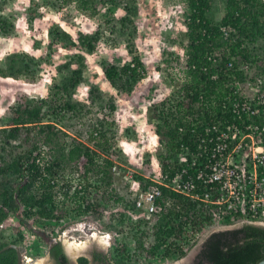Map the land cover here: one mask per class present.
Segmentation results:
<instances>
[{
  "label": "trees",
  "instance_id": "trees-1",
  "mask_svg": "<svg viewBox=\"0 0 264 264\" xmlns=\"http://www.w3.org/2000/svg\"><path fill=\"white\" fill-rule=\"evenodd\" d=\"M99 1L124 9L125 14L119 19L107 20L106 28L111 31L116 28L115 22L119 23V37L110 38L106 28H99L79 32L74 41L55 25L49 32L50 42L76 46L78 51L56 67L51 95L26 98L13 108L12 122L0 127V249L8 244L20 247L24 243L25 234L19 227H14L15 234H3L5 228L1 225L11 216L52 226L68 218L90 219L95 214L102 228L112 234L113 243L106 254H92L94 264H159L177 260L185 256L204 229L212 227L208 217H201L203 202L153 182L162 190V197L157 199L158 212L151 222L139 219L134 193L147 188L150 180L132 173L137 187L126 192L113 184L111 168L115 162L110 157L113 130L106 117L116 111L114 97L89 83L88 103L74 98L78 86L86 81L83 52H95L99 43L118 45L123 41L125 44L127 62L99 60L105 80L118 95L131 93L145 77L144 63L134 42L136 7L132 0ZM74 2L82 9H91L90 13L96 12V0H43L50 8ZM181 2L186 15L184 42L180 44L184 56L183 81L176 93L182 97L174 110L168 107L157 113L156 132L165 140V151L159 154L162 172L171 171L170 163L180 143L192 144L187 115L203 123L222 119L224 114L217 103L227 92L226 80L231 75L242 76L238 72L242 63L257 66L252 48L264 38V0H224V14L218 22L207 14L211 0ZM32 19L30 16L29 24ZM221 26H228L234 32L224 37ZM12 27L0 15V33L7 35ZM166 54L167 66L178 60V56L172 58L173 52ZM228 62H232V70L226 69ZM42 63L41 57L28 52H11L0 61V76L33 82L39 77ZM213 75L217 78L212 79ZM259 75L264 76V65L259 68ZM200 95L202 103L196 106ZM94 107L102 116L82 122L84 139L73 134L70 140H63L62 137L69 136L68 128L81 122ZM104 214L107 221L102 220ZM184 225H190L195 234L185 245L180 239ZM49 228L50 234L45 228L34 234L36 239L32 241L29 256L40 257L47 252L56 264H71L61 243L51 241L54 228ZM158 255L160 260L154 261ZM262 259L264 227L245 224L210 234L193 264H257ZM90 262L84 256L76 259L77 264ZM0 264H17L16 250L1 251Z\"/></svg>",
  "mask_w": 264,
  "mask_h": 264
},
{
  "label": "rangeland",
  "instance_id": "rangeland-1",
  "mask_svg": "<svg viewBox=\"0 0 264 264\" xmlns=\"http://www.w3.org/2000/svg\"><path fill=\"white\" fill-rule=\"evenodd\" d=\"M132 2L136 7L133 22L136 28L134 42L144 63L145 77L137 83L131 93L118 95L105 80L99 60L127 62L129 55L125 44L123 41L118 45H112L110 42L99 43L95 52L91 54L83 52L85 56L83 75L86 81L78 86L74 96L76 100L88 103V84L92 83L114 97L116 111L106 119L113 130L110 138L112 146L110 157L119 171V175L112 174L113 184L124 192L137 187V182L132 179V173L140 174L149 180L158 178L156 164L160 162L159 154L165 151V140L156 132L157 113L168 107L175 108L174 105L181 97L176 91L183 79L184 56L180 44L184 42L186 19L185 7L181 0H132ZM80 7L75 2L50 8L43 0H0V15L7 18L13 26L7 35L0 33V61L5 55L15 51H25L43 60L39 77L33 82L0 76V127L12 122L13 108L26 98L51 95L53 92L51 82L56 74V67L78 51L76 46L66 47L57 42H50L49 32L55 25H59L72 40L76 41L79 32L105 29L108 26V19L117 20L125 14L121 7H109L108 4H101L99 0L95 2L94 14L90 13L91 9ZM207 14L218 22L224 14V0H211ZM30 16H33V19L29 24ZM115 25L116 28L112 31L106 28V34L110 38L119 37V23L115 22ZM167 51L175 54L172 58L178 56V60L171 61V65L168 66L164 62L168 57ZM252 52L256 55L255 70L256 74H259V68L264 65V38L253 45ZM262 77L264 80L263 75ZM101 116L95 107L92 108L91 113L81 122H75L72 128H68L69 136L62 139L70 140L73 134H80L82 136H78L84 139L85 125L82 122H92L95 117ZM75 177L73 176V179ZM102 220L107 221L105 214ZM52 226L54 230L50 235L53 238L51 241H59L61 245L63 242L65 244V240L93 241V233L106 238L105 246L93 241L87 254H82L91 261L90 264H94L92 262L94 252L106 254L113 243L112 234L102 228L95 214L90 219L68 218ZM52 226L35 221H21L15 216L9 217L6 223L1 225L3 229L5 228L3 230L5 236L15 234L14 227L23 230L25 240L19 247L23 254L21 264H40V261L42 264H56L47 252L40 257L29 256V252H32V241L36 239L34 234L42 228L50 234L49 227ZM225 229L227 228L218 226L204 229L185 256L159 264H193L208 236ZM102 234H106L108 238ZM76 259L71 256L72 264H77Z\"/></svg>",
  "mask_w": 264,
  "mask_h": 264
},
{
  "label": "built area",
  "instance_id": "built-area-1",
  "mask_svg": "<svg viewBox=\"0 0 264 264\" xmlns=\"http://www.w3.org/2000/svg\"><path fill=\"white\" fill-rule=\"evenodd\" d=\"M220 30L224 37L234 32L228 26ZM226 69H233L232 62ZM238 72L242 76L231 75L226 80L227 92L217 103L224 114L222 119L203 123L187 115L192 144H179L170 172H162L157 162V180L150 179L147 188L134 193L139 219L151 222L158 212L162 190L153 185L156 182L203 202L201 217H208L212 227H264V80L250 63H242ZM199 100L196 106L202 103L201 95ZM111 169L112 174L119 175L115 165ZM194 235L191 226L184 225L181 243L187 244ZM153 260L159 261L160 256Z\"/></svg>",
  "mask_w": 264,
  "mask_h": 264
},
{
  "label": "bare ground",
  "instance_id": "bare-ground-1",
  "mask_svg": "<svg viewBox=\"0 0 264 264\" xmlns=\"http://www.w3.org/2000/svg\"><path fill=\"white\" fill-rule=\"evenodd\" d=\"M93 233V232H92ZM108 238L106 234H102ZM92 238L94 239L93 241H96L97 243L101 245H106L107 244V239L104 238L103 236H99L97 233H93ZM89 240V238H88ZM109 240V239H108ZM93 241H78V240H65V244L63 242V245L65 247L66 252L68 255L72 258L77 257L82 254H87L89 249L91 248L92 242ZM42 259V258H41ZM44 261V259H43ZM42 264V261L39 262Z\"/></svg>",
  "mask_w": 264,
  "mask_h": 264
},
{
  "label": "water",
  "instance_id": "water-1",
  "mask_svg": "<svg viewBox=\"0 0 264 264\" xmlns=\"http://www.w3.org/2000/svg\"><path fill=\"white\" fill-rule=\"evenodd\" d=\"M62 247H63V251H64L65 255L67 256L69 262L72 264L71 257L66 252L63 243H62ZM7 248H14L16 250V254H17V264H21L22 263V259H23V254H22L19 246L15 245V244H8V245L4 246L3 248H1L0 249V252L3 251V250H5V249H7ZM80 256L86 257L85 255H80ZM77 257H79V256H77ZM77 257H75V258H77ZM257 264H264V259L260 260Z\"/></svg>",
  "mask_w": 264,
  "mask_h": 264
}]
</instances>
